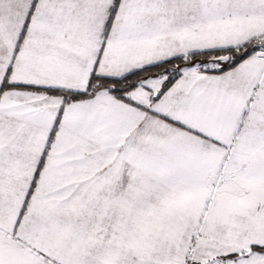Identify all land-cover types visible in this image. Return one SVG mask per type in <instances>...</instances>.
Here are the masks:
<instances>
[{"label": "snow or ice", "instance_id": "6c2138e0", "mask_svg": "<svg viewBox=\"0 0 264 264\" xmlns=\"http://www.w3.org/2000/svg\"><path fill=\"white\" fill-rule=\"evenodd\" d=\"M0 264H264V0H0Z\"/></svg>", "mask_w": 264, "mask_h": 264}]
</instances>
